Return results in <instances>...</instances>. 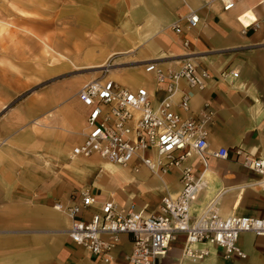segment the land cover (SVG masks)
<instances>
[{"label":"crops","instance_id":"1","mask_svg":"<svg viewBox=\"0 0 264 264\" xmlns=\"http://www.w3.org/2000/svg\"><path fill=\"white\" fill-rule=\"evenodd\" d=\"M95 1L86 0L74 9L75 30L94 33V40L85 46L74 44L72 58L23 30L24 38L39 41L43 56L50 58L47 70L58 71L66 63L75 69L77 63L83 69H101L103 60L114 57L108 78L128 88L146 87L156 104L164 91L151 73L143 71L141 62L155 60L162 69H175L189 54L208 78L201 89H189L180 81L179 90L189 94L188 111L174 110L181 116L194 115L208 102L213 115L206 126L207 151L227 150L225 159L208 156L205 167L195 156L181 164L189 166L195 177L200 175L201 181L189 205V218L213 198L221 218L262 216L264 182L241 165L244 153L264 160V48L260 45L264 23L258 0H239L226 11L219 0H97L103 1L97 6ZM189 10L195 11L198 23L188 28L180 21L181 32L174 34L170 24ZM105 15L117 17L118 33H108L110 22L99 18ZM254 19L258 27H253ZM182 39L188 41L186 49L180 48ZM67 41L65 36L61 42ZM121 61L134 64L114 66ZM77 89L65 91L54 83L7 108L0 105V264H105L69 241L68 216L52 203H74L78 191L88 188L96 200L109 197L122 206L132 202L136 210L149 215L156 212L161 196H174L180 189L175 168L155 175L144 167L134 172L130 165L122 167L95 155H71V148L81 142L86 113L75 96ZM236 149L241 153L235 154ZM92 211L84 210L81 216L87 218ZM130 239L128 234L120 235L107 264H126ZM182 243L180 234L157 264H264V237L249 232L237 238L245 253L241 260H225L220 249L208 246L204 259L190 262L180 255Z\"/></svg>","mask_w":264,"mask_h":264},{"label":"built area","instance_id":"2","mask_svg":"<svg viewBox=\"0 0 264 264\" xmlns=\"http://www.w3.org/2000/svg\"><path fill=\"white\" fill-rule=\"evenodd\" d=\"M219 1L222 10L226 11L239 0ZM258 4L263 12L260 21L264 23V0H258ZM180 21L192 28L198 23V16L189 10L171 23L169 28L176 35L181 32ZM252 23L253 27H258L255 19ZM260 45L264 48V39ZM187 47L188 41L182 39L180 48ZM188 55L184 54L175 69H162L155 60L141 62L143 71L151 73L164 91L156 104H152L146 87L128 88L105 75L84 81L75 92L86 113L80 132L81 142L71 148V155H95L115 165H130L134 172L144 167L155 175L171 168L179 170L181 185L178 193L161 196L156 212L149 215L136 210L132 202L122 206L109 197L96 200L88 188L78 191L74 203H52L55 210L68 216L65 235L69 241L102 263L112 261V253L122 234L131 238L130 251L125 255L126 264H157L169 243L180 234L183 235L180 255L190 262L204 259L209 253L208 246L220 249L225 260L244 259L245 253L236 244L239 234L249 232L264 237V210L260 217L230 215L221 218L213 198L197 216L189 218V205L200 190L201 181L200 175L195 177L189 166L181 164L195 156L205 167L208 156L225 159L227 150L220 147L207 151L206 126L213 115L208 102H204L194 115L181 116L174 110L178 107L188 111L189 94L179 90L180 81L189 89H201L208 78V72L196 66ZM229 74L236 76L237 72L230 71ZM234 153L241 151L236 149ZM241 165L259 175L260 181L264 182L262 158L244 153ZM87 209L93 211L84 218L81 214Z\"/></svg>","mask_w":264,"mask_h":264},{"label":"rangeland","instance_id":"3","mask_svg":"<svg viewBox=\"0 0 264 264\" xmlns=\"http://www.w3.org/2000/svg\"><path fill=\"white\" fill-rule=\"evenodd\" d=\"M83 2L86 0H0V105L4 103L7 108L34 91L54 83L65 91H73L80 86L83 77L89 76L85 80L102 75L108 77L109 71L99 72L102 68L83 69L77 62L79 69L66 63L63 69L49 72L50 58L43 56L39 41L31 36L29 39L24 38L23 30L32 31L58 52H64L72 58L74 44L85 46L94 40V33L75 30L74 9ZM102 2L96 0L95 6ZM99 18L110 22L111 30L108 33H118L117 17L105 15ZM65 36L67 43L61 42ZM113 61H116L114 57H110L101 63H115ZM133 64L121 61L114 66L120 68Z\"/></svg>","mask_w":264,"mask_h":264},{"label":"bare ground","instance_id":"4","mask_svg":"<svg viewBox=\"0 0 264 264\" xmlns=\"http://www.w3.org/2000/svg\"><path fill=\"white\" fill-rule=\"evenodd\" d=\"M113 65L111 64H104L101 68L104 69L103 71H109L110 68H112Z\"/></svg>","mask_w":264,"mask_h":264}]
</instances>
